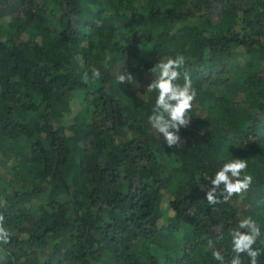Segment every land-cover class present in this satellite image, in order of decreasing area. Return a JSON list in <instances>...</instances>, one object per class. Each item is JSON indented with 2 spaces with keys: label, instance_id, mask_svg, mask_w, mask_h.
<instances>
[{
  "label": "trees",
  "instance_id": "obj_1",
  "mask_svg": "<svg viewBox=\"0 0 264 264\" xmlns=\"http://www.w3.org/2000/svg\"><path fill=\"white\" fill-rule=\"evenodd\" d=\"M177 54L197 96L169 148L146 88ZM0 155V264L230 260L239 219L264 234V0H0ZM231 159L253 183L209 205L203 174Z\"/></svg>",
  "mask_w": 264,
  "mask_h": 264
},
{
  "label": "clouds",
  "instance_id": "obj_2",
  "mask_svg": "<svg viewBox=\"0 0 264 264\" xmlns=\"http://www.w3.org/2000/svg\"><path fill=\"white\" fill-rule=\"evenodd\" d=\"M185 57L177 54L175 58L161 59L150 69L154 79L148 84L146 91L157 92L155 104L148 123L151 128L161 135L169 148L179 147L182 143L179 135L181 128L190 126L193 102L197 92L193 87V81L188 71H183ZM182 75V82H181ZM101 78L99 68L91 69V77L86 71L83 75L85 83L94 82ZM119 83L132 82V73L120 74L117 77ZM248 164L243 159H231L223 163L214 178L207 173L203 178L210 181L211 187L206 193L209 205L228 203L234 196L243 198L253 183V176L247 172ZM4 215L0 214V242L7 244L10 239L9 230L3 226ZM232 253L230 260L219 250H214L212 255L219 264H242V255L250 258L251 264H258V257L264 255V248L254 247L260 240L264 244L260 225L251 217L239 219L237 226L230 232ZM222 238V237H221Z\"/></svg>",
  "mask_w": 264,
  "mask_h": 264
},
{
  "label": "rangeland",
  "instance_id": "obj_3",
  "mask_svg": "<svg viewBox=\"0 0 264 264\" xmlns=\"http://www.w3.org/2000/svg\"><path fill=\"white\" fill-rule=\"evenodd\" d=\"M146 78H140L137 79V85H145L146 84ZM6 161L2 158L0 155V172L4 175V179L6 181H12V172L9 168V166L5 163Z\"/></svg>",
  "mask_w": 264,
  "mask_h": 264
}]
</instances>
